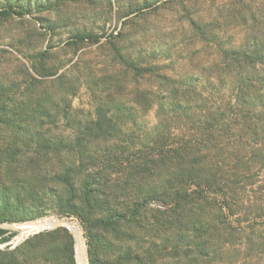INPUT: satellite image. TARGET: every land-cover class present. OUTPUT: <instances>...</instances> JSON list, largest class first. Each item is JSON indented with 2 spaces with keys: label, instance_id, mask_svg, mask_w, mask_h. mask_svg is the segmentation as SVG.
I'll return each instance as SVG.
<instances>
[{
  "label": "trees",
  "instance_id": "trees-1",
  "mask_svg": "<svg viewBox=\"0 0 264 264\" xmlns=\"http://www.w3.org/2000/svg\"><path fill=\"white\" fill-rule=\"evenodd\" d=\"M184 1L176 3V78L152 56L140 65L124 57L111 36L114 72L87 80L96 119L83 128L43 131L58 123V95L42 82L50 70L38 68L40 81L23 70V80L0 85V98L21 97L18 128L37 127L24 151L4 153L6 170L23 169L12 183L42 211L80 220L90 264H264V0H211L204 14ZM10 14L22 15L0 8ZM100 39L82 34L68 43ZM8 201L23 198H0V208ZM22 247L24 261L33 250L61 248L74 264L65 228L0 251V262L16 264Z\"/></svg>",
  "mask_w": 264,
  "mask_h": 264
},
{
  "label": "rangeland",
  "instance_id": "rangeland-1",
  "mask_svg": "<svg viewBox=\"0 0 264 264\" xmlns=\"http://www.w3.org/2000/svg\"><path fill=\"white\" fill-rule=\"evenodd\" d=\"M178 2L179 0H0V8L10 6L13 11L22 13L0 15V85L23 80L20 75L23 70L39 81L42 78L37 75L40 74L38 68L50 70L54 75L43 77L42 82L46 81L44 86L52 85L49 86V94L58 95V107L54 109L58 123L44 126L43 131L68 133L83 128V122L96 119V103L87 91V80L93 78L94 81L101 82L114 72L110 68L111 49L107 44L112 38L111 44L124 57H131L132 61L140 65L152 56L155 63L162 66L163 72L176 78V41L180 39L176 32L180 24L177 20L180 13L176 12ZM219 3L220 0L216 5ZM213 4L211 0H185L183 6L190 13L200 11L204 14ZM82 34H92L101 39L91 45L68 43L73 36ZM40 54L45 58H40ZM139 58L143 61L140 62ZM179 65L177 62V71ZM42 73L46 75V72ZM59 76L62 80L58 81ZM124 82L121 84L125 88ZM114 85L111 84L113 87ZM122 92L124 97H128V89H122ZM17 102H21V97L13 96L12 93L6 99L0 98V106L8 103V113L0 115V198L7 200V196L13 194L23 198L20 204L8 201L5 209L0 208V230L4 231L0 233V251H12L30 237L56 229L29 231L27 227L31 224L44 220H55L56 223L63 221L67 226L61 228H65L72 236L74 264H90L85 232L80 220L76 216L59 217L52 210L44 212L41 207L43 203L39 200H24L28 194L27 188L12 183L18 171L23 169L15 166L17 172H13L14 167L9 170L5 168L4 153L15 155L19 148L24 151L23 145L37 130V127L30 124L18 128L20 113H15ZM147 117L151 122L153 113H149ZM71 226H75L77 232L72 231ZM19 251L22 252L16 254V264H69L62 257L61 248L54 255L49 254L48 248L33 250L32 259L28 261L23 258V255L29 253L27 248L22 247ZM0 263H7L5 257L1 258Z\"/></svg>",
  "mask_w": 264,
  "mask_h": 264
},
{
  "label": "bare ground",
  "instance_id": "bare-ground-1",
  "mask_svg": "<svg viewBox=\"0 0 264 264\" xmlns=\"http://www.w3.org/2000/svg\"><path fill=\"white\" fill-rule=\"evenodd\" d=\"M54 224H56V221L55 220H44L42 222H37V223L31 224L27 228L29 229V231H31V230L32 231L33 230L34 231H38V230H41V229H46V228L52 227V225H54ZM71 229H72V231L77 232V228L75 226H71ZM82 264H84V262Z\"/></svg>",
  "mask_w": 264,
  "mask_h": 264
},
{
  "label": "water",
  "instance_id": "water-1",
  "mask_svg": "<svg viewBox=\"0 0 264 264\" xmlns=\"http://www.w3.org/2000/svg\"><path fill=\"white\" fill-rule=\"evenodd\" d=\"M67 226V223L66 222H63V221H59L57 222L56 224L52 225V227H49V228H59V227H66ZM48 229V228H46Z\"/></svg>",
  "mask_w": 264,
  "mask_h": 264
}]
</instances>
